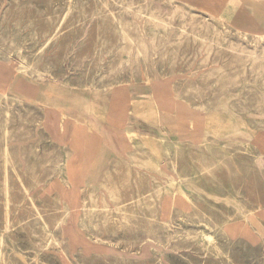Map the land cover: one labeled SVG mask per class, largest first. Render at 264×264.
Returning a JSON list of instances; mask_svg holds the SVG:
<instances>
[{
  "label": "rangeland",
  "instance_id": "obj_1",
  "mask_svg": "<svg viewBox=\"0 0 264 264\" xmlns=\"http://www.w3.org/2000/svg\"><path fill=\"white\" fill-rule=\"evenodd\" d=\"M0 37V264H264V0H0Z\"/></svg>",
  "mask_w": 264,
  "mask_h": 264
},
{
  "label": "bare ground",
  "instance_id": "obj_2",
  "mask_svg": "<svg viewBox=\"0 0 264 264\" xmlns=\"http://www.w3.org/2000/svg\"><path fill=\"white\" fill-rule=\"evenodd\" d=\"M70 2H71V0H70ZM115 2V1H114ZM146 3V2H145ZM71 4V3H70ZM74 4V3H73ZM126 5V4H125ZM71 6V5H70ZM176 7V6H175ZM72 8V7H71ZM124 8V7H123ZM125 8H128V7H125ZM69 9V8H68ZM69 11V10H68ZM71 11V10H70ZM66 14V13H65ZM68 14V13H67ZM259 14L260 15H263V12H259ZM5 16V15H4ZM67 16V15H66ZM66 16L64 17V18H66ZM4 18V17H3ZM6 19V16H5V18H4V20ZM158 22H161L160 20L158 21ZM165 23V22H164ZM164 23H162V24H164ZM169 24V23H168ZM201 27V26H200ZM180 29V28H179ZM207 30H208V28H207ZM216 30V29H215ZM6 30H3L2 32H5ZM203 31V30H202ZM249 30L247 29L245 32H248ZM2 32H1V36L3 35L2 34ZM255 33H259V31L258 30H255L254 31ZM6 34V33H5ZM183 34V33H182ZM181 34V35H182ZM186 34V33H185ZM6 37V36H5ZM183 36H181V38H182ZM0 38H2V37H0ZM180 40V39H179ZM12 43V42H11ZM49 43V42H48ZM12 44H14V42L12 43ZM47 45V44H46ZM15 46H16V44H15ZM42 46V45H41ZM46 47V46H45ZM138 49V48H137ZM9 50H10V48H9ZM43 50V49H42ZM44 51V50H43ZM139 51V50H138ZM41 52V51H40ZM25 54V53H24ZM140 54H143V53H140ZM146 55V54H145ZM36 57V56H35ZM35 57H33V59L35 58ZM38 57H40V56H38ZM142 57H143V55H142ZM40 60V59H39ZM262 60V59H261ZM34 61V60H33ZM36 62V61H35ZM38 62V61H37ZM145 62V61H144ZM35 64V63H34ZM48 64V63H47ZM5 95H6V93H5ZM7 98V97H6ZM5 102H6V100H4ZM10 105V104H9ZM7 106V105H6ZM10 107V106H9ZM7 108V107H6ZM20 108V107H19ZM26 109V108H25ZM7 110V109H6ZM5 110V111H6ZM10 110V109H9ZM19 110H21V109H19ZM3 111V110H2ZM4 112V111H3ZM11 113V112H10ZM5 115V114H4ZM11 116V115H10ZM21 117H22V115H21ZM14 118V117H13ZM20 118V117H19ZM2 119V118H1ZM6 119H7V117H6ZM10 119V118H9ZM22 119V118H21ZM21 119H20V121H21ZM3 120V119H2ZM14 120V119H13ZM4 121V120H3ZM4 122H6V121H4ZM3 122V123H4ZM2 123V122H1ZM5 124V123H4ZM3 124V125H4ZM8 124H9V122H8ZM19 125H22V124H19ZM1 126V125H0ZM7 126V125H6ZM5 125H4V127H6ZM6 129V128H5ZM5 129H4V133H5ZM20 129H23V128H20ZM21 131V130H20ZM7 132V131H6ZM17 132V131H16ZM3 133V134H4ZM6 134V133H5ZM7 136V135H6ZM6 136H5V138H6ZM5 138H4V140H5ZM1 139V138H0ZM8 139H9V137H8ZM25 139V138H24ZM1 141V140H0ZM7 141V140H6ZM1 142H4V141H1ZM0 142V143H1ZM7 144V143H6ZM4 145V144H3ZM8 146V145H7ZM4 147V146H3ZM3 149V148H2ZM5 150H6V148H5ZM4 152H7V150L6 151H4ZM14 153V152H13ZM2 154V153H1ZM7 155V154H6ZM8 157V156H7ZM9 157H11L10 155H9ZM5 158V157H4ZM17 158V157H16ZM6 160V159H5ZM9 160V159H8ZM9 163V162H8ZM6 165H8V164H6ZM11 165V164H10ZM14 165V164H13ZM14 167H15V165H14ZM13 170H14V168H12ZM14 172H15V170H14ZM7 174V173H6ZM7 178V177H6ZM19 178V177H18ZM7 182V181H6ZM176 182V181H175ZM22 184V183H21ZM23 186V185H22ZM159 189H161L160 187H159ZM7 190V189H6ZM25 191H26V189H25ZM6 193V192H5ZM31 197V196H30ZM7 198H8V195H7ZM126 206V205H125ZM8 208V207H7ZM8 210V209H7ZM203 214V213H202ZM154 215H155V213H154ZM179 215V214H178ZM148 216V215H147ZM151 216H153V215H151ZM204 216V215H203ZM143 217V216H142ZM154 217V216H153ZM156 217V216H155ZM200 217V216H199ZM200 218H202V217H200ZM144 219V218H143ZM148 219V218H147ZM155 218H153V220H154ZM172 219V218H171ZM202 219H204V218H202ZM174 220V219H173ZM179 220V219H178ZM208 220V219H207ZM206 221V220H205ZM200 222V221H199ZM202 222V221H201ZM200 222V223H201ZM214 222H216V221H214ZM176 223V222H175ZM179 223V222H178ZM205 223V222H204ZM60 224V223H59ZM203 224V223H202ZM213 224V223H212ZM173 225V224H172ZM177 225H179V224H175L174 226H177ZM180 225H181V223H180ZM209 225V224H208ZM48 226V225H47ZM155 226V225H154ZM214 226V225H213ZM225 226V225H224ZM150 227L152 228L153 226H151V224H150ZM162 227V226H161ZM160 227V228H161ZM180 227V226H179ZM209 227V226H208ZM216 227V226H215ZM144 228V227H143ZM178 228V227H177ZM222 228H223V226H222ZM221 228V229H222ZM146 229V228H145ZM156 230H157V228H155ZM162 229V228H161ZM167 229V228H166ZM184 229V228H183ZM204 229H206V228H204ZM144 230V229H143ZM152 230H154V229H152ZM181 230V229H180ZM208 230V229H207ZM211 230V229H210ZM179 231V230H178ZM177 231V232H178ZM184 231V230H183ZM219 231V230H218ZM222 231V230H221ZM50 232V231H49ZM145 232V231H144ZM152 232V231H151ZM154 232V231H153ZM174 232H176V231H174ZM220 232V231H219ZM47 233V232H46ZM146 233H147V230H146ZM168 233V231L166 232V234ZM204 232H202V234H203ZM165 234V235H166ZM175 234V233H174ZM227 234V233H226ZM150 235V234H149ZM168 235V234H167ZM166 235V236H167ZM171 235H172V232H171ZM170 235V236H171ZM206 235V234H205ZM220 235V234H219ZM224 235V234H223ZM228 235V234H227ZM48 236V235H47ZM160 236H162V235H160ZM164 236V235H163ZM226 236V235H225ZM150 237V236H149ZM174 237V235L172 236V238ZM179 237V236H178ZM184 237V236H183ZM205 237V236H204ZM217 237V236H216ZM47 238V237H46ZM49 238V237H48ZM182 238V237H181ZM210 238V237H209ZM145 239V238H144ZM161 239V238H160ZM175 239V238H174ZM2 240V239H1ZM159 240V239H158ZM165 240V239H164ZM200 240V239H199ZM223 240V239H222ZM225 240V239H224ZM170 241V240H169ZM227 241V240H226ZM57 242V241H56ZM196 242H197V238H196ZM168 244V243H167ZM200 244V243H199ZM166 246V245H165ZM192 246V245H191ZM1 247V246H0ZM183 247V246H182ZM213 247V246H212ZM215 247V246H214ZM191 248V247H190ZM207 248H209V247H207ZM3 250H4V248H2ZM212 250H214V249H212ZM225 250V249H224ZM2 251V250H1ZM218 251V250H217ZM188 254H189V252H187ZM225 253V252H224ZM2 254V253H1ZM184 255V254H183ZM223 255V254H222ZM221 255V256H222ZM229 255V254H228ZM227 255V256H228ZM1 257V256H0ZM231 259V258H230ZM1 261V260H0ZM204 263V262H203ZM223 264L225 263V261L224 262H222ZM227 264V263H226Z\"/></svg>",
  "mask_w": 264,
  "mask_h": 264
},
{
  "label": "crops",
  "instance_id": "obj_3",
  "mask_svg": "<svg viewBox=\"0 0 264 264\" xmlns=\"http://www.w3.org/2000/svg\"><path fill=\"white\" fill-rule=\"evenodd\" d=\"M126 123L128 125V128L131 131H135V132L139 130L140 125H143V123H141V121L136 118H127Z\"/></svg>",
  "mask_w": 264,
  "mask_h": 264
}]
</instances>
